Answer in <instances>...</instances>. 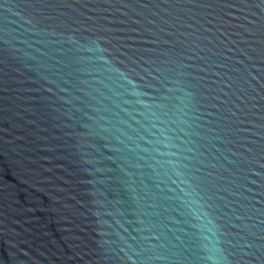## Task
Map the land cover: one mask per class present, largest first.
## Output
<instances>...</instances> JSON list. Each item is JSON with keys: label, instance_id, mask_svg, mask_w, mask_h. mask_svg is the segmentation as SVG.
<instances>
[{"label": "water", "instance_id": "1", "mask_svg": "<svg viewBox=\"0 0 264 264\" xmlns=\"http://www.w3.org/2000/svg\"><path fill=\"white\" fill-rule=\"evenodd\" d=\"M0 264H264V0H0Z\"/></svg>", "mask_w": 264, "mask_h": 264}]
</instances>
